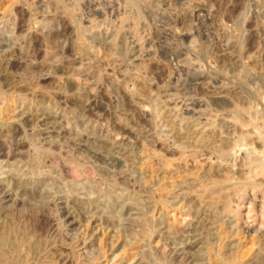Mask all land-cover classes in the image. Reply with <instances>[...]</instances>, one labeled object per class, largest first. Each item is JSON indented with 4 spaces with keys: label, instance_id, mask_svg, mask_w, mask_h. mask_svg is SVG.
Returning a JSON list of instances; mask_svg holds the SVG:
<instances>
[{
    "label": "rangeland",
    "instance_id": "1",
    "mask_svg": "<svg viewBox=\"0 0 264 264\" xmlns=\"http://www.w3.org/2000/svg\"><path fill=\"white\" fill-rule=\"evenodd\" d=\"M0 264H264V0H0Z\"/></svg>",
    "mask_w": 264,
    "mask_h": 264
}]
</instances>
